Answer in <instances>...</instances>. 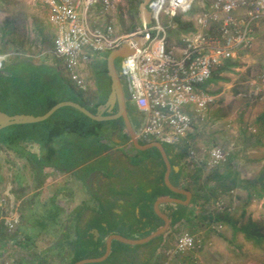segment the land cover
I'll list each match as a JSON object with an SVG mask.
<instances>
[{"label":"crops","instance_id":"crops-1","mask_svg":"<svg viewBox=\"0 0 264 264\" xmlns=\"http://www.w3.org/2000/svg\"><path fill=\"white\" fill-rule=\"evenodd\" d=\"M79 11L90 27L111 26L118 35L128 29V27L124 28L123 19L119 17L117 11L101 12L100 5L93 6L87 13L81 6ZM48 15L54 28L49 10ZM137 20L139 21L138 27L146 26L141 20L140 9ZM180 31L190 30L180 29ZM176 32L172 36H177L179 32ZM263 34L264 22L256 29L254 47L248 51H241L238 57L230 62L252 56L257 57L264 67V54L258 50ZM52 48L53 46L48 53L56 59ZM11 54L12 52L8 51L0 55L2 67L13 60ZM105 55V53H91L90 61L80 69L88 87L95 86L91 94L93 102H88L91 107L99 102V98L95 96V90L97 89V75L103 69L105 60L107 64L108 55L106 58ZM7 57L10 58L8 61ZM252 62H255V59ZM226 63L219 68L222 70L217 71L219 69H216V73L214 72L213 77L206 83V91L216 95L217 100L230 99L231 96L227 90L234 87L233 79L229 80L226 75L233 76L234 73L229 69L238 70V68L235 67L236 64L232 67ZM258 105H264V95ZM100 107L101 104L97 105L96 113ZM126 107L128 111V104ZM117 111L118 104H115L112 113L107 110L101 113L110 115ZM210 113L211 115L207 114L202 121L196 120L192 131L175 145L157 139L144 141L145 143L141 144L138 141L141 126L139 125L135 131L130 122L137 144H139L136 146L125 120L119 117L99 121L101 124L96 137H82L65 132L48 142L34 139L32 141L35 144L33 150L21 146V149L24 148L21 150L23 153L31 152L36 159L40 160V175H45L43 172L45 169L55 170L61 174L50 181V184L56 181L63 185V182H66L64 185L67 190L72 186L74 188H71V191H63L66 194L70 192V194L63 197L65 201L63 207L66 206V211L64 210L58 217L56 226L53 229H40L37 232L40 238L46 233L51 236L46 248H50L53 254L51 256L58 259L57 264H74L81 260L102 257L106 253L108 240L114 235L131 240H141L158 231H160L158 235L137 244L112 239L111 250L103 261L85 264H165L167 257L171 259L170 256L175 255L173 252L179 236L183 231L189 232L185 229L198 228V231L200 226L205 225V221H210L209 219L213 217L212 223L207 222L209 229L212 228L214 233L205 238L208 252L203 264H264V222L262 220L264 219V196H260L261 200L258 202L255 199L249 200L248 182L256 179L245 178L239 171L241 162L236 160L239 152L247 148L246 140L253 132L258 138L254 137L252 145L263 150L264 154V108L258 111L254 121L239 119L237 123H234L231 136H241L242 139L236 141V147L232 142L227 148L230 151L229 159L225 163L224 171L219 170V172L217 169L207 170L209 153L206 154L204 147L201 146L203 123L210 124L214 119L212 116L214 112L210 111ZM121 118L125 129H121V120H119ZM230 125L229 123L228 127ZM112 131L114 135L111 140ZM120 139L123 140L122 143ZM156 142H159L161 148L153 146ZM18 147L20 148V145ZM261 159L264 162V155ZM187 174L190 175L187 177ZM207 182L215 186H223L222 184L227 182L228 185L233 184L234 186L226 198L221 199L227 202L226 211L223 213L225 217L219 220L222 221L221 228L213 223L217 221V216L213 212L212 215L208 214L213 208V201L218 203L220 199L212 197V203L203 211L201 209L203 206L197 205L199 195L204 191L202 188L198 190V187L200 184L207 185ZM78 185L81 186L80 190H76ZM243 190L247 191V194H241L240 191L243 192ZM84 192L87 193L82 196ZM57 202L61 205L60 201ZM179 214L183 217L176 222V215ZM36 227L34 225L32 229ZM181 229L184 230L178 234V230ZM79 235L83 236L82 239ZM79 239L80 245L78 244ZM84 247L92 248L95 254L92 256L79 255L77 250ZM171 252L172 255H169ZM78 256L82 259L74 262Z\"/></svg>","mask_w":264,"mask_h":264},{"label":"built area","instance_id":"built-area-1","mask_svg":"<svg viewBox=\"0 0 264 264\" xmlns=\"http://www.w3.org/2000/svg\"><path fill=\"white\" fill-rule=\"evenodd\" d=\"M40 1L48 8L55 28L52 53L80 91L89 89L80 69L90 61L91 53H107L125 42L133 44L134 52L122 57L119 70L130 99L145 117L138 137L170 145L181 142L196 120L206 117L217 97L202 86L213 71L254 47L256 29L264 22V0H151V23L123 36L115 34L111 26L90 27L79 11L81 6L87 13L100 5L101 12H113L121 0ZM197 1L200 8L191 15ZM177 15L192 22L194 30L180 31ZM168 29L179 33L169 36ZM137 36H146L147 40L138 46L134 41ZM1 62L0 59V67ZM252 84L257 92H263L264 74ZM228 156L223 147L214 146L209 151L208 164L218 167ZM5 223L13 229L18 219L6 217ZM200 242L190 232H183L173 253L186 255L200 247Z\"/></svg>","mask_w":264,"mask_h":264},{"label":"rangeland","instance_id":"rangeland-1","mask_svg":"<svg viewBox=\"0 0 264 264\" xmlns=\"http://www.w3.org/2000/svg\"><path fill=\"white\" fill-rule=\"evenodd\" d=\"M207 1L208 0H203L204 3ZM199 8L200 3L197 1L191 9L190 14L194 15L198 12ZM116 11L119 17L123 19L124 28L128 27L121 35L126 36L134 32L136 30L134 28L139 25V21L137 19L134 21L131 20V9L128 1L121 0ZM167 33L169 36H172L177 32L174 29H168ZM53 39L54 28L49 19L47 8L40 0H0V55L11 51L13 60L27 56L36 62H51L53 58L48 55V51L53 46ZM260 42L261 44L258 50L264 54V34L261 36ZM252 54L253 53H251V55ZM9 59L10 58L7 57V61ZM254 59L255 62H252ZM235 62L237 63L235 67L238 68V70L229 69L234 74L233 76L229 74L226 75L229 77V80L233 79L234 87L227 90L231 98L227 100L226 98L216 100L215 103L209 107L207 112L209 116L211 115L210 111L214 112L212 114L214 119L210 124L203 123L201 146L204 147L206 154L209 153L211 146L215 145L223 147L229 153L230 151L227 148L230 144L234 142L236 147V141L242 139L240 138L241 136H231L234 130V123H237L239 119L254 121V117L258 111L264 108V105H258L261 97L264 95V91L257 92L255 85L252 84L259 75L264 74V67L261 62L257 57L252 56L249 58L242 57L240 61L234 60L231 63ZM229 66L233 67V65ZM117 67L119 70V61H117ZM255 67L258 68V76L253 72ZM121 82L127 100L132 101L123 76H121ZM206 87L207 85L205 84L202 86V89L206 91ZM93 88H95V86L90 85L88 91L85 93L90 103L93 102L91 97ZM229 123L231 124L230 127H228ZM37 128L39 131H42L44 129V124H39ZM14 131H16V127L13 126L3 128L0 130V138ZM253 133H251L249 139L246 140L248 145L247 148H243V151L241 150L237 156L238 159H236L237 162H241L240 169L239 165H237L239 171L243 173L242 175L245 178L251 180L264 176V162L261 159L264 155L263 150H259L256 146L252 145L254 137L258 138V136ZM18 145H20V148ZM18 145L15 149V147L9 146L8 144H0V264H41L42 262L57 264L58 259L51 256L53 254L50 248H46L51 236L46 233L42 238L39 237L37 232L40 231V227L39 224H37V219H43L41 225L46 224L44 226L49 229L51 227V220L49 215L46 214L47 212L44 211L47 209L46 207H48L47 203H49L50 198L52 196H57L58 201H60L63 207L65 205L64 196L70 194L69 192V194L64 193V195L63 191H71V188H74L72 186L67 190L64 185L66 182H63V185L61 182L56 181L50 184V181H53L56 177L61 175L58 171L45 169L43 171L45 175H40L38 171L34 173L28 158L25 157L27 153L21 151L24 150V148L21 149V146L33 150L35 144L29 140L21 141ZM226 161L218 167L209 166L210 168L207 167V170L217 169L218 172L219 170L224 171ZM190 173L192 174L191 171ZM189 175L187 174V177ZM207 185L208 188H204L207 197L210 196L211 191L216 190L217 192V189L221 187L215 186L212 183L210 184L209 182ZM80 188V185L76 186V190H80ZM251 190V197L248 194L249 200L255 199L256 202L260 201L259 194L262 193V191L258 190L259 193H257L255 192L257 190H254V188L250 189V191ZM85 193L87 192L82 193V196H84ZM240 193L245 195L247 191L243 190V192L240 191ZM227 194V192H224L217 195L216 198L220 199L218 203H214V201L212 203L211 199H204V204L199 203L203 206L201 207L202 211L203 209L206 210L210 203H212L213 208L208 214L213 212L217 217L223 215L227 208V202L221 199H225ZM63 208L66 211V206ZM67 209H69V207ZM10 216L18 219V223L13 229L8 228L5 223L6 217ZM262 220L264 222L263 218ZM207 222L210 221H205V225L200 226L198 231V228H184L191 234H199L196 235V238L201 241L200 247L191 251L193 252L192 254H190V252L186 255H172L171 252L169 255H172L170 256L172 258L170 259L167 257L165 264H203V262L206 261L205 258H207L208 252V250H206L208 245L205 238L214 233L212 228L209 229ZM221 222L222 221L217 220L213 223L218 227ZM36 224L38 225L36 227L37 230L35 228L32 229ZM184 229L178 230V234ZM24 233L31 234V237H35L36 234L38 235L35 237L32 244L25 245L24 243H26V241L22 238L24 237ZM77 252L79 255L84 256H92L95 254L94 250L89 247L79 248Z\"/></svg>","mask_w":264,"mask_h":264},{"label":"trees","instance_id":"trees-1","mask_svg":"<svg viewBox=\"0 0 264 264\" xmlns=\"http://www.w3.org/2000/svg\"><path fill=\"white\" fill-rule=\"evenodd\" d=\"M127 1L131 9V19L134 21L138 19L139 5L142 0ZM175 21L178 24V28L181 30H194L193 23L184 21L182 15H177L175 17ZM108 53L109 52L105 53V58ZM48 55L52 57V54L48 53ZM121 60L122 58H118L116 60V67L117 61L120 63ZM230 61L231 60L227 61L228 66L237 64L231 63ZM62 67V62L57 58H53V61L51 62H36L27 57L12 60L6 65V67L0 69V111L7 113L8 115L31 114L38 116L45 114L59 102L74 101L86 107L92 113H96L97 105H103L111 91V79L108 76L106 60L104 61L103 69L97 75V89L95 90V96L99 98V102L94 107L89 106L88 100L85 96L86 92L76 89L75 86L68 80ZM259 67L261 68L260 65ZM257 69L258 68L255 67L253 71L256 75ZM220 70H222V68L217 71ZM214 72L215 71H213V74ZM39 124H44V129L42 131H39L37 128ZM100 124L101 122L89 118L79 110L70 106H65L58 109L48 119L40 123L12 125L13 127H16V131L1 137L0 144H8L16 149V146L21 141H33L36 139L48 142L55 137L61 136L65 132L74 133L82 137H96L98 135ZM25 157L28 158L29 163L32 166V171L34 173H37L36 171H38L40 174V160L36 159L34 154L31 152L25 154ZM222 185L223 186L217 189V192L216 190L211 191L210 196L208 197L205 192L201 190L202 192L199 195L197 204H204V199L210 200L212 197L215 198L220 193H228L234 187L233 184L228 185L227 182ZM206 187L208 188V185L205 184V186H203L200 184L198 190L201 188L206 189ZM252 188L257 190L255 191L257 193H259L258 190L262 191V193L259 194L260 196L264 195V176L259 177L258 180L256 179L248 182L250 197L252 195V190L250 191V189ZM57 201V196H52L49 203H47V209L44 211L47 212L46 214L49 215L51 220V227L49 229L56 226L58 217L64 212V208L59 205V202ZM182 217V214L176 215L175 221L181 220ZM224 217L225 216L223 214L216 218L217 220H222ZM213 220L214 217L210 219L211 223ZM42 223L43 219H37V224H39L40 229H47V227L44 226L46 224L41 225ZM37 224L36 226H38ZM55 231H57V229H55ZM30 235L31 234L24 233V237L22 238L26 241V243H24L25 245H29L34 242L36 236L31 237ZM79 237L82 239L83 236L79 235ZM80 239L78 241L79 245L81 242ZM80 259H82V257L78 256L75 258L74 262ZM41 264H44V262Z\"/></svg>","mask_w":264,"mask_h":264},{"label":"water","instance_id":"water-1","mask_svg":"<svg viewBox=\"0 0 264 264\" xmlns=\"http://www.w3.org/2000/svg\"><path fill=\"white\" fill-rule=\"evenodd\" d=\"M150 1L151 0H142L140 7H139L141 20L143 24H146V25L151 23L150 11L148 9V5ZM134 41L138 46H141L146 41V36H137L134 38ZM134 50H135V47L133 46L132 43L125 42L118 48L110 51V53L108 54L107 69H108V75L111 78V92L108 96L106 103L104 105H101L97 113H92L89 109H87L86 107L74 101L59 102L55 104L45 114L38 115V116L31 115V114L8 115L7 113L0 111V130L6 127L12 126V125L32 124V123H38V122L45 121L51 115H53L58 109L65 107V106H70V107H73L79 110L80 112L88 116L89 118L96 120V121L116 119L119 117H123L127 127L130 130L133 141L135 142L136 146H138L139 144H137V139L135 137V134L132 131L131 124H130L129 117H128V111H127L126 101H125V92H124L123 85L121 82V73L120 71H118L116 67V60L118 58L126 57L132 54ZM115 104H118L117 113L110 114V115H103V113H101L102 111H105V110H107V112L109 113H112V108L115 106ZM153 146H157L161 148V145L159 144V142L153 143ZM139 147L145 148L146 146L145 147L139 146ZM187 194L189 195L188 192ZM159 232L160 231L155 232L141 240H131V239L125 238L120 235H114L110 240H108L106 253L102 257L85 259V260L78 261L74 264H85L88 262L103 261L111 250L112 239H118L128 244H137V243L148 241L152 237L158 235Z\"/></svg>","mask_w":264,"mask_h":264},{"label":"flooded vegetation","instance_id":"flooded-vegetation-1","mask_svg":"<svg viewBox=\"0 0 264 264\" xmlns=\"http://www.w3.org/2000/svg\"><path fill=\"white\" fill-rule=\"evenodd\" d=\"M6 65H7V64H5L3 67L1 66L0 69L6 67ZM125 99H126V104H128L129 120H130V122H131L133 128H134L135 131H136V129H137V127H138L139 125L142 126L145 117H144V115H143L142 113L139 112L137 106H136L134 103H132V101L127 100V96L125 97ZM119 120H121V125H120V126H122V124H124V123H122V122H123V119L121 118V119H119ZM121 129H125V128H124V125L121 127ZM125 132L127 133L126 130H125ZM113 135H114V131L111 132V135H110V136H111V140H112V138H113ZM127 135H128V133H127ZM128 138H129V141H130V143H131V146H133V143L131 142V138L129 137V135H128ZM120 141H121V143L123 142L122 139H120ZM138 141H139L141 144H144V143H145L140 137H138ZM164 146H166V145H164Z\"/></svg>","mask_w":264,"mask_h":264}]
</instances>
